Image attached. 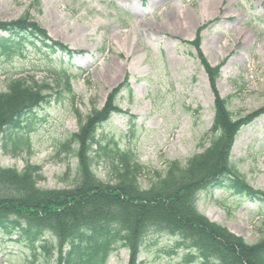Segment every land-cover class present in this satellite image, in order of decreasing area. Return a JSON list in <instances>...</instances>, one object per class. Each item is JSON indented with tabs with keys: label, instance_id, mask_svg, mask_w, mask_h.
Here are the masks:
<instances>
[{
	"label": "rangeland",
	"instance_id": "1",
	"mask_svg": "<svg viewBox=\"0 0 264 264\" xmlns=\"http://www.w3.org/2000/svg\"><path fill=\"white\" fill-rule=\"evenodd\" d=\"M25 15L73 52L69 57L29 47L23 56L0 55V91L11 77L20 76L62 91L36 109L30 129L11 130L28 138V144L14 151L9 138L0 140V166H41V187L75 183L71 135L127 75L130 86L118 97L124 112L114 113L97 135L104 144L114 139L121 150L133 151L142 165L141 187L165 172L169 162L184 164L201 152L213 121L214 97L197 51L187 42L207 22L219 19L202 31L201 51L211 65L225 60L217 89L233 116L264 106V0H0V21ZM0 36L7 33L0 31ZM61 69L72 73L74 95L54 74ZM232 160L250 185L264 191V115L240 130ZM109 169L104 158L97 176L111 180ZM235 193L224 180L200 192L198 209L236 237L257 242L264 233V203ZM31 242L0 231V264H46L39 242L34 247ZM185 253L177 237L150 231L138 262L202 264L188 263ZM128 259L129 251L120 248L107 264H127Z\"/></svg>",
	"mask_w": 264,
	"mask_h": 264
},
{
	"label": "trees",
	"instance_id": "2",
	"mask_svg": "<svg viewBox=\"0 0 264 264\" xmlns=\"http://www.w3.org/2000/svg\"><path fill=\"white\" fill-rule=\"evenodd\" d=\"M0 30L10 34L9 38L0 37V55L9 59L25 54L28 45L36 49L37 42L52 52L57 48L68 51L60 42L48 44L51 40L48 33L28 15L15 21H0ZM200 40L198 35L197 47ZM201 59L216 97L213 136L201 153L191 156L185 164L169 162L165 172L157 173L156 179L142 188L139 180L142 165L135 154L112 147L110 141L103 144L97 139L99 126L113 111H120L116 100L120 87L128 85L125 80L110 93L103 108H93L81 120L79 131L72 135L77 148L73 185L63 189L43 188L38 184L43 178L40 166L28 164L21 171L0 166V228L8 231L12 225L15 228L27 225V229L22 228L27 233L32 230L50 233L57 243L45 248L50 255L53 250L58 252L57 264H106L118 244L129 249V264H137L150 231L179 236L195 246L207 264H264V233L258 242L249 244L211 223L197 208L196 195L200 188L217 183L228 174L235 179L243 177L231 159V148L239 130L264 114L263 106L234 118L216 89L220 66L212 67L204 57ZM63 78L65 89L73 93L72 76L66 73ZM60 93L49 83L22 77L11 79L6 90L0 92V137L4 138L11 128H20L28 111ZM21 142L20 138L15 139L14 149ZM96 144L98 148L94 149ZM104 158L114 175L111 180H103L96 173ZM244 185L242 192L264 195ZM262 196L259 198L263 199Z\"/></svg>",
	"mask_w": 264,
	"mask_h": 264
}]
</instances>
